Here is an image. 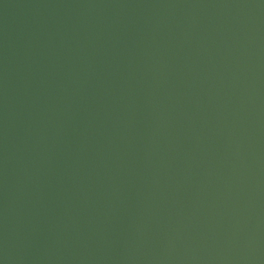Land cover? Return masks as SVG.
Here are the masks:
<instances>
[{
    "label": "water",
    "instance_id": "water-1",
    "mask_svg": "<svg viewBox=\"0 0 264 264\" xmlns=\"http://www.w3.org/2000/svg\"><path fill=\"white\" fill-rule=\"evenodd\" d=\"M0 264H264V0H0Z\"/></svg>",
    "mask_w": 264,
    "mask_h": 264
}]
</instances>
